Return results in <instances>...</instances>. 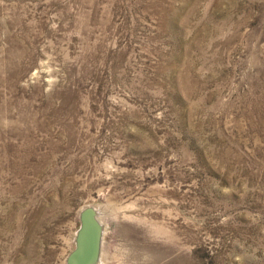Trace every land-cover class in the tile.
I'll return each instance as SVG.
<instances>
[{
  "label": "rangeland",
  "instance_id": "obj_1",
  "mask_svg": "<svg viewBox=\"0 0 264 264\" xmlns=\"http://www.w3.org/2000/svg\"><path fill=\"white\" fill-rule=\"evenodd\" d=\"M85 206L102 264H264V0H0V264Z\"/></svg>",
  "mask_w": 264,
  "mask_h": 264
},
{
  "label": "water",
  "instance_id": "obj_2",
  "mask_svg": "<svg viewBox=\"0 0 264 264\" xmlns=\"http://www.w3.org/2000/svg\"><path fill=\"white\" fill-rule=\"evenodd\" d=\"M79 222L75 247L67 256L65 264H96L101 251L103 227L91 206H85L80 211Z\"/></svg>",
  "mask_w": 264,
  "mask_h": 264
},
{
  "label": "bare ground",
  "instance_id": "obj_3",
  "mask_svg": "<svg viewBox=\"0 0 264 264\" xmlns=\"http://www.w3.org/2000/svg\"><path fill=\"white\" fill-rule=\"evenodd\" d=\"M94 210H95V212L97 213V219H98V221H99V223L102 225V227H103V233H104V224H103V222L104 221H102L101 220V218H100V211L96 208V207H93V206H91ZM105 210V209H104ZM81 211V210H80ZM80 211L77 213V218H78V220H79V213H80ZM102 215V214H101ZM103 217H104V215H103ZM77 231V230H76ZM75 236H76V232H74V234H73V237H72V242L74 243V245H75ZM102 237H103V234H102ZM102 241V240H101ZM75 247V246H74ZM102 262H103V259H102V257H101V251H100V255H99V259H98V261H97V263L96 264H102Z\"/></svg>",
  "mask_w": 264,
  "mask_h": 264
}]
</instances>
